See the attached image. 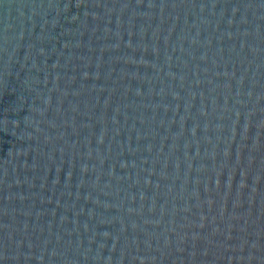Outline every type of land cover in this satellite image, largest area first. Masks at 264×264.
I'll list each match as a JSON object with an SVG mask.
<instances>
[{
	"label": "water",
	"instance_id": "95a60500",
	"mask_svg": "<svg viewBox=\"0 0 264 264\" xmlns=\"http://www.w3.org/2000/svg\"><path fill=\"white\" fill-rule=\"evenodd\" d=\"M0 264H264V0H0Z\"/></svg>",
	"mask_w": 264,
	"mask_h": 264
}]
</instances>
